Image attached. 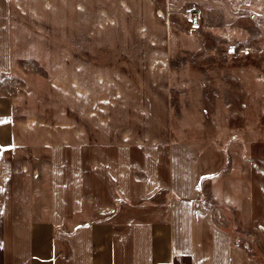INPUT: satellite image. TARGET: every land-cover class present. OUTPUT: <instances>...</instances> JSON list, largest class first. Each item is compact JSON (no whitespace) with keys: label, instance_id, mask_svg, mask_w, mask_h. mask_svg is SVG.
Returning <instances> with one entry per match:
<instances>
[{"label":"rangeland","instance_id":"obj_1","mask_svg":"<svg viewBox=\"0 0 264 264\" xmlns=\"http://www.w3.org/2000/svg\"><path fill=\"white\" fill-rule=\"evenodd\" d=\"M0 47L17 198L45 201L29 168L51 143L193 140L216 222L264 262L249 161L264 154V0H0Z\"/></svg>","mask_w":264,"mask_h":264},{"label":"crops","instance_id":"obj_2","mask_svg":"<svg viewBox=\"0 0 264 264\" xmlns=\"http://www.w3.org/2000/svg\"><path fill=\"white\" fill-rule=\"evenodd\" d=\"M5 61L0 47V72ZM259 146L249 158L257 180L250 208L251 222L263 231ZM9 148L0 150V264H264L216 222L203 197L196 141L165 136L51 143L45 168H29L46 174L39 211L31 209L38 197L29 205L16 196Z\"/></svg>","mask_w":264,"mask_h":264},{"label":"snow or ice","instance_id":"obj_3","mask_svg":"<svg viewBox=\"0 0 264 264\" xmlns=\"http://www.w3.org/2000/svg\"><path fill=\"white\" fill-rule=\"evenodd\" d=\"M0 122H3V121H0ZM6 147H14V145H0V150Z\"/></svg>","mask_w":264,"mask_h":264},{"label":"built area","instance_id":"obj_4","mask_svg":"<svg viewBox=\"0 0 264 264\" xmlns=\"http://www.w3.org/2000/svg\"><path fill=\"white\" fill-rule=\"evenodd\" d=\"M194 13L193 12H189V18H193Z\"/></svg>","mask_w":264,"mask_h":264}]
</instances>
